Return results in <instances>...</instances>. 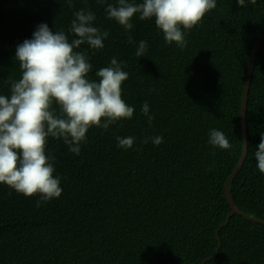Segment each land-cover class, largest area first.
Listing matches in <instances>:
<instances>
[{
  "label": "trees",
  "instance_id": "trees-1",
  "mask_svg": "<svg viewBox=\"0 0 264 264\" xmlns=\"http://www.w3.org/2000/svg\"><path fill=\"white\" fill-rule=\"evenodd\" d=\"M116 3L0 0V95H10L9 80L22 76L17 45L42 23L71 41L75 12L84 9L95 14L93 26L109 33L103 49H79L93 65L89 78L112 58L124 62L122 99L134 108L131 119L108 130L89 129L79 155L62 139H47L60 197L44 202L0 184V264H201L208 258L205 264H264V174L255 159L264 134V40L248 86L246 156L229 183L242 216L227 223L224 191L242 153V89L264 33V0H245L243 7L216 0L185 34L184 48L168 44L154 20L134 17L127 32L107 17V5ZM140 41L148 45L143 57L135 54ZM145 101L151 125L141 111ZM212 129L223 132L231 148L211 146ZM118 136L135 137L133 147L119 148ZM157 136L163 138L158 146L142 143Z\"/></svg>",
  "mask_w": 264,
  "mask_h": 264
},
{
  "label": "clouds",
  "instance_id": "clouds-1",
  "mask_svg": "<svg viewBox=\"0 0 264 264\" xmlns=\"http://www.w3.org/2000/svg\"><path fill=\"white\" fill-rule=\"evenodd\" d=\"M103 3L104 0H101ZM255 4L256 0H248ZM72 7V0H67ZM240 7L245 0H237ZM217 7L216 0H117L108 4L109 20H115L127 32L133 29V19L154 20L156 28L163 33L168 44L184 48L185 34L200 25L206 13ZM96 17L92 11L81 9L75 12L71 22L69 40L64 31L49 29L40 24L31 39L16 47L15 60L19 62L22 76L9 80L10 95H0V184L24 197L39 196L40 201L60 197V177L54 176L55 157L46 155L49 137L62 139L69 151L79 155L86 142L89 129L96 127L108 130L110 125L133 117L134 108L122 99V83L128 79L123 70L124 62L116 58L107 67L100 68L96 79H90L93 65L87 50H101L107 31L93 26ZM128 43H135L131 35ZM146 41H140L137 57L147 51ZM151 125L154 116L149 114L145 101L141 109ZM154 145L163 143L160 136L149 137ZM117 146L131 149L135 137H117ZM208 143L220 149H229L231 144L225 134L212 129ZM257 168L264 174V134L255 151ZM40 207V203H37Z\"/></svg>",
  "mask_w": 264,
  "mask_h": 264
},
{
  "label": "water",
  "instance_id": "water-1",
  "mask_svg": "<svg viewBox=\"0 0 264 264\" xmlns=\"http://www.w3.org/2000/svg\"><path fill=\"white\" fill-rule=\"evenodd\" d=\"M263 40H264V33L259 37V39L257 40V42H256V44H255V46L251 52V55L249 58V65H248V69L246 71L245 80H244V84H243L242 99H241V106H240V115H239L240 132H241V138H242V153H241L239 161L237 162L233 172L225 181V186H224L225 197H226L227 203L230 207V213L226 217L225 223H227L229 220V217H231L234 214H238V215L242 216V214L239 213V211L236 209L235 205L233 204V202L231 200L230 193H229V183H230L232 176H234L242 167V164H243L245 156H246V149H247L246 134H245V129H246V126H245L246 99H247L248 86H249V82H250L251 75L253 72V66H254V62L256 59L257 51H258V48H259V46ZM251 221L255 222V220H251ZM260 223H263V222H260ZM216 236H217V232H216ZM217 250H218V248H217ZM216 254H217V251L215 252V255ZM215 255L213 256V258L215 257ZM209 260H210V258L205 259L201 262V264H205Z\"/></svg>",
  "mask_w": 264,
  "mask_h": 264
}]
</instances>
